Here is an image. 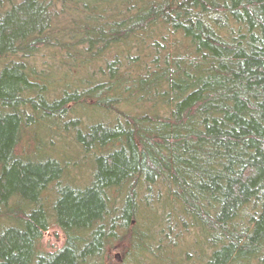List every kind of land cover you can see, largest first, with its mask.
<instances>
[{
    "label": "trees",
    "instance_id": "trees-1",
    "mask_svg": "<svg viewBox=\"0 0 264 264\" xmlns=\"http://www.w3.org/2000/svg\"><path fill=\"white\" fill-rule=\"evenodd\" d=\"M0 264H264V0H0Z\"/></svg>",
    "mask_w": 264,
    "mask_h": 264
},
{
    "label": "rangeland",
    "instance_id": "rangeland-1",
    "mask_svg": "<svg viewBox=\"0 0 264 264\" xmlns=\"http://www.w3.org/2000/svg\"><path fill=\"white\" fill-rule=\"evenodd\" d=\"M62 234L58 228L52 227L42 237L41 245L45 250H54L62 245Z\"/></svg>",
    "mask_w": 264,
    "mask_h": 264
}]
</instances>
